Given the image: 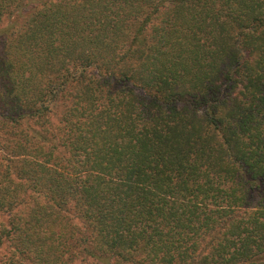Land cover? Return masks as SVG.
Listing matches in <instances>:
<instances>
[{
	"label": "trees",
	"instance_id": "obj_1",
	"mask_svg": "<svg viewBox=\"0 0 264 264\" xmlns=\"http://www.w3.org/2000/svg\"><path fill=\"white\" fill-rule=\"evenodd\" d=\"M0 264H264V0H0Z\"/></svg>",
	"mask_w": 264,
	"mask_h": 264
},
{
	"label": "rangeland",
	"instance_id": "obj_2",
	"mask_svg": "<svg viewBox=\"0 0 264 264\" xmlns=\"http://www.w3.org/2000/svg\"><path fill=\"white\" fill-rule=\"evenodd\" d=\"M12 20H9V21H5L3 24H0V28H3L5 25L9 24V22H11Z\"/></svg>",
	"mask_w": 264,
	"mask_h": 264
}]
</instances>
